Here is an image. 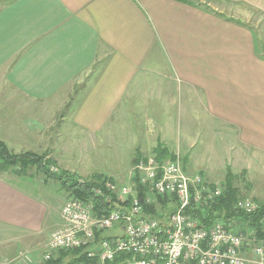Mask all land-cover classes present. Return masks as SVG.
Listing matches in <instances>:
<instances>
[{"label": "crops", "instance_id": "crops-1", "mask_svg": "<svg viewBox=\"0 0 264 264\" xmlns=\"http://www.w3.org/2000/svg\"><path fill=\"white\" fill-rule=\"evenodd\" d=\"M192 1L0 0V140L15 154L52 152L47 130L67 121L80 145L107 154L99 173L122 184L159 144L209 170L189 153L218 136L230 153L217 175L248 170L264 154V0ZM10 175L0 174V262L27 264L19 254L43 250L62 206L50 218L15 180L26 175Z\"/></svg>", "mask_w": 264, "mask_h": 264}, {"label": "built area", "instance_id": "built-area-1", "mask_svg": "<svg viewBox=\"0 0 264 264\" xmlns=\"http://www.w3.org/2000/svg\"><path fill=\"white\" fill-rule=\"evenodd\" d=\"M131 171L126 183L106 181L93 188L108 209L95 210L91 199H68L60 209L61 225L50 233L42 252L18 257L27 264L42 263L57 251L85 248L86 262L74 264H264V219L258 235L248 226L235 229L236 220L216 219L203 227L187 213L221 192L200 173H188L178 159L158 161L153 156L137 160ZM138 186L146 189L141 199ZM165 195L175 198L170 213L160 219L145 216L144 205ZM235 207L250 214L258 203L239 198Z\"/></svg>", "mask_w": 264, "mask_h": 264}, {"label": "rangeland", "instance_id": "rangeland-1", "mask_svg": "<svg viewBox=\"0 0 264 264\" xmlns=\"http://www.w3.org/2000/svg\"><path fill=\"white\" fill-rule=\"evenodd\" d=\"M68 105L62 107V113H66ZM57 121V120H55ZM65 122H56L51 129L47 130V133H51L50 144L47 142L45 149L52 152H43L36 151L38 155L46 154V158L50 160L49 170L51 173L59 175L61 172L67 174L71 178L85 179L90 176V174H95L99 172H109L107 154L105 152H95L91 153L89 151L90 146H85V144L80 142L81 139H75L73 135H70L71 131ZM57 134L60 136L56 137ZM74 138V139H73ZM216 138V139H214ZM213 139L210 136H207L204 144L202 145V138H199V144L196 149H193L190 155V159L197 166H208L209 170L204 168H189L188 165L183 162L179 155H173L174 160L178 159L180 164L184 166L185 170L193 173H200L206 182L210 185H215L216 187L221 188L227 173L232 174L234 184L238 187L240 191L241 198H249L255 202L263 203L264 202V154L254 152V159L250 160L248 170H241L240 167L237 169H225L220 171V174L217 175V164L220 165L222 162H227L229 158V151L226 152L227 144L221 137H214ZM52 143V144H51ZM66 150V152H57V150ZM206 149V150H204ZM69 151V152H67ZM53 154V155H52ZM145 159V158H140ZM132 169V167H131ZM126 177L127 181L132 177V171ZM211 170V172H209ZM25 179H15L20 185H23L26 189L30 190L31 193L37 195L38 197L45 200L49 205V208L52 212L50 218L57 217V212L61 204L70 199L69 194L62 188L61 184L56 182L53 178H49L46 174L36 167H33L27 170L25 174ZM11 176V175H10ZM18 177L17 175H14ZM11 176V177H13ZM40 178L44 181L46 186L43 185V182H40ZM119 181V180H118ZM126 183V182H124ZM235 229L241 230L243 227H240L238 224H234ZM42 252H35V255H39ZM34 255V256H35ZM37 257V256H36ZM29 264H41L38 262L29 263Z\"/></svg>", "mask_w": 264, "mask_h": 264}, {"label": "trees", "instance_id": "trees-1", "mask_svg": "<svg viewBox=\"0 0 264 264\" xmlns=\"http://www.w3.org/2000/svg\"><path fill=\"white\" fill-rule=\"evenodd\" d=\"M185 2H193L192 0H180ZM155 158L162 161L165 155L170 156V160H174V156L168 153L167 149L161 144L157 145L153 150ZM139 158H134L135 164ZM50 160L46 158V154L38 155L33 152H24L15 154L10 152L3 141L0 140V174L12 173L18 176H25L27 170L36 167L38 170L44 172L47 177L53 178L59 182L62 188L69 194L71 198H78L82 200H93L95 202V210L100 208L108 209V206L102 204V198H97L93 195L94 187H103L106 181L114 182L113 179L101 173H95L88 178L78 179L71 178L64 172L59 175L51 173L49 170ZM233 176L227 173V176L221 186L219 195L209 200L206 204H196L189 208V213L193 218L197 219L203 227H209L216 219L225 221L236 220L240 226H248L257 232L259 235L262 228V220L264 219V202H258V208L247 214L235 207V202L241 198L238 187L234 184ZM132 181L137 185L138 178L135 174ZM214 188L215 185H210ZM140 199L146 192L142 186L137 187ZM115 200V199H114ZM175 198L173 196L165 195L156 198V203L144 205V215L153 218L166 217L174 204ZM98 235V234H97ZM85 248L68 249L57 251L53 256L41 264H74L77 261L86 262ZM189 264H194L193 262Z\"/></svg>", "mask_w": 264, "mask_h": 264}]
</instances>
